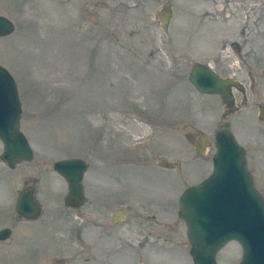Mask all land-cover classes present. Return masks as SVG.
I'll list each match as a JSON object with an SVG mask.
<instances>
[{
    "label": "rangeland",
    "instance_id": "rangeland-1",
    "mask_svg": "<svg viewBox=\"0 0 264 264\" xmlns=\"http://www.w3.org/2000/svg\"><path fill=\"white\" fill-rule=\"evenodd\" d=\"M0 15L16 25L0 38V65L18 84L34 151L15 169L0 159V229L13 230L0 264H194L179 200L213 174L225 125L264 196L262 0H0ZM196 64L239 80L234 113L224 118L220 96L189 82ZM188 134L210 139L204 157ZM72 158L89 164L87 201L68 211L54 165ZM26 184L38 221L17 219ZM241 258L231 243L216 261Z\"/></svg>",
    "mask_w": 264,
    "mask_h": 264
},
{
    "label": "water",
    "instance_id": "water-1",
    "mask_svg": "<svg viewBox=\"0 0 264 264\" xmlns=\"http://www.w3.org/2000/svg\"><path fill=\"white\" fill-rule=\"evenodd\" d=\"M162 22L167 24L166 16ZM15 30L14 22L0 15V38ZM189 80L199 92L221 95L228 105L234 100L232 88L243 91L238 81L221 77L210 66L196 65ZM22 115L18 84L0 65V141L4 147L0 158L12 169L34 159L33 149L21 129ZM260 119L264 121V108ZM214 141L213 174L200 185L187 189L179 200V218L188 229L191 257L194 264H217V255L236 242L242 249L241 264H264V196L256 189L248 169L247 152L229 128L218 131ZM204 149H198V153L203 155ZM54 170L69 185L65 205H83V179L88 164L81 159L62 160L55 163ZM16 211L24 219L39 218L41 208L34 199L33 188L20 193ZM11 234L10 230L0 231L1 238Z\"/></svg>",
    "mask_w": 264,
    "mask_h": 264
},
{
    "label": "flooded vegetation",
    "instance_id": "flooded-vegetation-1",
    "mask_svg": "<svg viewBox=\"0 0 264 264\" xmlns=\"http://www.w3.org/2000/svg\"><path fill=\"white\" fill-rule=\"evenodd\" d=\"M238 46V45H237ZM239 52H241L242 53V49H241V47L239 46ZM196 65H203V66H210L209 64H207V65H204V64H196ZM195 65V66H196ZM195 66H193L192 68H194ZM211 67V66H210ZM212 68V67H211ZM213 69V68H212ZM191 71H192V69H191ZM216 72V71H215ZM191 73V72H190ZM217 73V72H216ZM218 74V73H217ZM219 75V74H218ZM221 76V75H220ZM189 77H190V74H189ZM222 77V76H221ZM224 78V77H223ZM229 78H233V79H235L236 81H238L239 82V80L237 79V78H235V77H229ZM226 79V78H225ZM189 82H190V80H189ZM240 83V82H239ZM241 84V83H240ZM242 85V84H241ZM194 87V86H193ZM243 87V86H242ZM195 88V87H194ZM196 89V88H195ZM237 90V91H240V92H244L245 91V89H244V87H243V91L242 90H239V89H237V88H232V90H231V93H232V96H233V98H234V100H233V102H232V104L231 105H228L227 103H226V101L221 97V95H219L220 96V98L225 102V105L228 107V110L223 114V117L224 118H226L227 116H229L230 114H232V113H234L235 111H236V107H235V102H236V97L234 96V94H233V90ZM197 90V89H196ZM198 91V90H197ZM199 92V91H198ZM199 93H201V92H199ZM201 94H203V93H201ZM205 95H208V94H205ZM261 111V110H260ZM225 128H229L230 129V127H228V125H225V127L224 128H222V129H225ZM222 129H220V130H222ZM220 130H218V131H220ZM231 130V129H230ZM217 131V132H218ZM232 131V130H231ZM216 132V133H217ZM216 133H215V135H216ZM189 135L190 134H188V136H187V140H188V142H189V144H191L194 148H195V152H196V154H197V156L199 157V158H202V157H204L205 155H206V152H207V150H208V148L210 147V146H212V143H211V141H210V139H208L207 138V141L205 140V137H204V141H203V143L197 138L195 141H192L190 138H189ZM215 135H214V138H215ZM200 148H205L204 149V154L203 155H200L199 153H198V149H200ZM164 157H166V159H171L170 157H168V156H164ZM72 159H81V158H72ZM160 159V158H159ZM163 159V158H162ZM161 159V160H162ZM64 160H70V159H64ZM81 160H84V159H81ZM172 160V159H171ZM2 161V160H1ZM87 164H88V162L86 161V160H84ZM3 162V161H2ZM197 162V161H196ZM4 163V162H3ZM167 163V162H166ZM5 164V163H4ZM21 164V163H20ZM19 164V165H20ZM5 166L7 167V168H9V169H12V168H10L8 165H6L5 164ZM18 166V165H17ZM16 166V167H17ZM166 166V165H165ZM15 167V168H16ZM170 167L172 168L173 166L172 165H170ZM15 168H13V169H15ZM88 170H89V164H88ZM88 170H87V172H88ZM56 172V171H55ZM86 172V173H87ZM57 173V172H56ZM86 173H85V175H84V179H85V176H86ZM58 174V173H57ZM59 175V174H58ZM59 176H61V175H59ZM62 177V176H61ZM63 178V177H62ZM64 179V178H63ZM84 179H83V186H84ZM65 180V179H64ZM65 182H66V184H67V187H68V193H69V185H68V182L65 180ZM26 185H28V186H26L25 188H23L21 191H20V193L23 191V190H25V189H27V188H29V187H31V188H33V190H34V199H35V201H36V190H35V188H34V186H32V185H30V184H26ZM20 193L18 194V196H17V200H18V197H19V195H20ZM84 195H85V202H84V204L86 203V201H87V197H86V192H85V186H84ZM67 196H68V194H67ZM66 196V197H67ZM66 199V198H65ZM37 202V201H36ZM16 203H17V201H16ZM38 203V202H37ZM39 204V203H38ZM83 204V205H84ZM40 205V204H39ZM83 205H81V206H78V207H67L66 205V207H67V210L68 211H70V210H73V209H80L81 207H83ZM40 208H41V214H40V216H39V218L38 219H36V220H28V219H24V218H22V217H20L18 214H17V216L19 217V218H17V219H21V220H26V221H30V222H33V221H38L39 219H40V217L42 216V215H44V212H43V207L40 205ZM15 209H16V207H15ZM67 212V211H66ZM65 212V213H66ZM16 213H17V211H16ZM115 215H116V213H115ZM116 222H120V220L118 221V219L116 218ZM2 230H10L11 231V233L13 234V230L11 229V228H9V227H4V228H2V229H0V231H2ZM12 234H11V236L10 237H7V238H1L0 237V244H10L13 240H12ZM237 244V243H236ZM239 245V244H238ZM241 249V248H240ZM241 252H242V250H241ZM242 260H243V255H242V258H241V263H242ZM91 259H88V264H91ZM240 263V264H241Z\"/></svg>",
    "mask_w": 264,
    "mask_h": 264
}]
</instances>
